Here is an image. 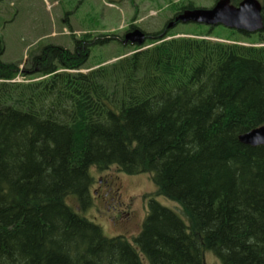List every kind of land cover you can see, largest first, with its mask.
Instances as JSON below:
<instances>
[{
    "label": "trees",
    "instance_id": "16d2710c",
    "mask_svg": "<svg viewBox=\"0 0 264 264\" xmlns=\"http://www.w3.org/2000/svg\"><path fill=\"white\" fill-rule=\"evenodd\" d=\"M259 1L256 33L141 30L93 66L91 46L121 35L46 43L23 67L0 36V264H264V144L238 140L264 124ZM111 167L148 174L178 212L151 198L131 241L105 235L81 213L90 170Z\"/></svg>",
    "mask_w": 264,
    "mask_h": 264
},
{
    "label": "rangeland",
    "instance_id": "374dc122",
    "mask_svg": "<svg viewBox=\"0 0 264 264\" xmlns=\"http://www.w3.org/2000/svg\"><path fill=\"white\" fill-rule=\"evenodd\" d=\"M181 1L185 0H1L0 36L4 43L1 59L21 62L20 67H23L39 46L46 43L60 44L71 49L73 39L84 33H90L92 37L100 33L122 36L128 31L130 24L141 30H160L172 16V6ZM190 1L206 8L215 4V0ZM210 29V35L231 37V29L222 25L210 27L205 24L178 22L168 28L176 36H190ZM128 49L117 39L109 38L103 44L91 46L85 66H93L97 60L110 58ZM106 173L122 184V205L110 202L108 198L106 201L95 198L93 190L98 189L97 178L107 174L93 168L90 170L92 180L89 185L91 204L81 213L99 225L105 235H122L131 241V237L141 230L151 198L178 212L179 205L176 202L156 195V186L148 174L129 175L118 171L116 167H111ZM68 202L76 206L74 198H68ZM204 262L220 264L219 259L208 250L204 252ZM143 264L147 262L144 260Z\"/></svg>",
    "mask_w": 264,
    "mask_h": 264
},
{
    "label": "water",
    "instance_id": "95a60500",
    "mask_svg": "<svg viewBox=\"0 0 264 264\" xmlns=\"http://www.w3.org/2000/svg\"><path fill=\"white\" fill-rule=\"evenodd\" d=\"M178 22L205 24L210 27L222 25L249 34L256 33L263 28L262 5L259 0H241L237 5H233L231 0H217L209 8L184 10L167 24V29ZM145 41L146 36L139 28L126 32L123 38L124 44L133 46H141ZM238 140L250 146L264 144V124L240 134Z\"/></svg>",
    "mask_w": 264,
    "mask_h": 264
},
{
    "label": "flooded vegetation",
    "instance_id": "af4514ba",
    "mask_svg": "<svg viewBox=\"0 0 264 264\" xmlns=\"http://www.w3.org/2000/svg\"><path fill=\"white\" fill-rule=\"evenodd\" d=\"M175 17H176V15L171 17L172 19H170L166 22V26H165L166 29H167V24L170 21L174 20ZM130 30H133V29H130ZM130 30H128V31H130ZM128 31H125V33ZM125 33L122 35V39L120 40L122 43H123V38H124ZM79 38H81V36H79ZM106 172L107 171H103L102 173L107 174ZM96 187L98 189L93 190V192H94L95 198L98 199V201H101V200L106 201V198H108V200L110 202L115 201L118 205H122V202L120 201V198H121L120 190H121L122 184H120L118 182L117 178H114V176H112L110 174L101 175L100 177L97 178V186ZM114 196H116V199L114 198ZM123 205H124V203H123ZM128 218H129V215H128Z\"/></svg>",
    "mask_w": 264,
    "mask_h": 264
}]
</instances>
